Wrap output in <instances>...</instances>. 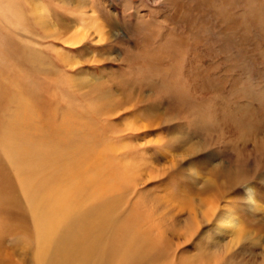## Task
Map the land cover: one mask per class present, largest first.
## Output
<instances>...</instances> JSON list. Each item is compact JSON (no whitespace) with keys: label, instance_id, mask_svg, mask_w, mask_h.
I'll return each instance as SVG.
<instances>
[{"label":"rangeland","instance_id":"374dc122","mask_svg":"<svg viewBox=\"0 0 264 264\" xmlns=\"http://www.w3.org/2000/svg\"><path fill=\"white\" fill-rule=\"evenodd\" d=\"M26 7L27 18L10 26L2 18L0 28L28 32L12 34L36 63H23L17 77L34 107H46L35 119L47 112L58 127L91 102L103 105L79 120L109 143L99 153L120 175V212L140 217L159 264H264V98L254 97L264 90V0ZM11 237L4 254L35 264L33 240L20 247Z\"/></svg>","mask_w":264,"mask_h":264},{"label":"bare ground","instance_id":"6f19581e","mask_svg":"<svg viewBox=\"0 0 264 264\" xmlns=\"http://www.w3.org/2000/svg\"><path fill=\"white\" fill-rule=\"evenodd\" d=\"M15 1L0 0V19L8 26L29 13L30 0ZM19 27L0 28V264H16L12 251L4 254L10 236L20 247L33 240L35 264H159L158 242L139 227L140 217L120 212V175L107 154L99 153L109 143H101L92 121L79 120L103 105L91 102L82 112L65 115L58 127L47 112L40 123L35 119L46 107H34L33 93L17 82L23 63L31 69L36 64L29 47L12 34L28 38L25 26ZM254 97L263 100L264 90ZM5 156L14 165L22 196ZM18 232H23L21 241Z\"/></svg>","mask_w":264,"mask_h":264}]
</instances>
